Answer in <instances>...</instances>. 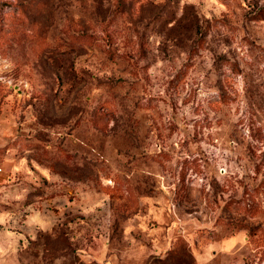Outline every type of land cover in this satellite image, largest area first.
<instances>
[{
    "label": "rangeland",
    "instance_id": "374dc122",
    "mask_svg": "<svg viewBox=\"0 0 264 264\" xmlns=\"http://www.w3.org/2000/svg\"><path fill=\"white\" fill-rule=\"evenodd\" d=\"M0 264H264V0H0Z\"/></svg>",
    "mask_w": 264,
    "mask_h": 264
}]
</instances>
